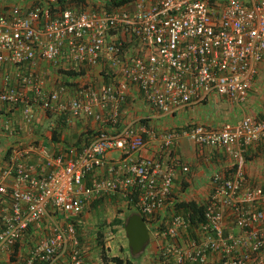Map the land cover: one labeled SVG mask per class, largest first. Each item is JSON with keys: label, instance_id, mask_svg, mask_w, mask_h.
<instances>
[{"label": "built area", "instance_id": "obj_1", "mask_svg": "<svg viewBox=\"0 0 264 264\" xmlns=\"http://www.w3.org/2000/svg\"><path fill=\"white\" fill-rule=\"evenodd\" d=\"M58 4L17 0L0 12V105L25 125L37 110L65 123L115 125L130 86L158 117L211 96L241 104L264 55V0H130L106 12ZM37 62L55 73L74 71L69 77L75 79L47 84L34 69ZM91 68L108 82L86 81ZM10 131L8 118L0 116V132ZM152 134L138 120L113 132L98 130L78 149L11 148L0 168V264H91L77 219L92 201L117 195L147 227L155 226L162 244L155 246L153 264H264V189H244L240 172L244 148L264 144V111L236 124L159 134V152L184 138L226 149L238 161L233 175L211 176L195 223L189 212L154 220L171 193L174 170L186 175L188 168L175 155L165 165L137 158ZM111 153L117 157L108 158Z\"/></svg>", "mask_w": 264, "mask_h": 264}, {"label": "crops", "instance_id": "obj_2", "mask_svg": "<svg viewBox=\"0 0 264 264\" xmlns=\"http://www.w3.org/2000/svg\"><path fill=\"white\" fill-rule=\"evenodd\" d=\"M1 1L12 4L17 0ZM239 1L245 4H252L259 0ZM36 66L37 68L35 67L34 69L41 71L45 75L47 84L60 80L62 82L70 81L68 75L61 72L55 73L44 63L37 62ZM263 69L264 55L256 67V73L252 80L250 90L243 103L233 104L224 98L211 96L199 103H192L180 112L167 117H158L153 110L143 103L136 90L130 86L127 91L126 100L118 110V119L115 125H110L106 122L102 123V121L96 123L91 119H78L70 123H65L62 117L57 118L45 114L41 110L36 111L34 121L31 124L25 125L17 113L0 105V116L8 118L11 128L10 132H0V168L5 164L9 153L6 154V152L9 148L11 149L15 146L26 147L34 143L40 145L45 152L53 154L65 147L82 146L83 142L77 144L76 140L80 135L88 131L95 132L104 129L107 132H113L123 124H129L139 120L141 123H145L153 134L151 137L146 138L143 147L135 154L137 158L156 159L165 165L169 158L175 155L181 165H186L188 168L186 175H182L178 168L174 170V184L171 193L163 208L154 215V220H157L159 223L168 218L167 216L172 212H175L173 209L175 202L194 201L200 203L203 201L209 192V181L212 175L218 174L228 177L233 175L238 168L236 164L238 161L231 158L226 149L202 147L184 138L175 141L174 145L167 151L159 152V134L166 130L181 129L193 125L220 127L224 123L236 124L244 115L256 118L260 117L264 111ZM94 77L96 81L93 79ZM103 77H105L103 71L99 68H91L85 80L100 84L104 83ZM100 115L104 120L108 116V111L103 110L100 112ZM52 132L58 135L56 137L58 142L52 141ZM116 157L117 155L113 156V153L108 155L110 159ZM31 159L32 157L30 156ZM240 161L243 167L241 169L242 187L244 189L252 187L264 189V144L255 143L246 146L241 153ZM100 172L95 173V179H98L99 174H102ZM88 181L90 182L91 180ZM101 199L103 198L94 201ZM122 200L125 204L126 199L122 197ZM125 206L130 212L135 213L131 207L128 205ZM84 226L82 222H77L76 231L80 236L82 233L83 235L85 234L83 230V228L85 229ZM154 228V225L147 227L149 240L150 238L153 239L154 245L151 246L153 252L156 244H162ZM83 245L85 250H87L88 246L85 242H83ZM86 254L91 264H93L92 252H87Z\"/></svg>", "mask_w": 264, "mask_h": 264}, {"label": "rangeland", "instance_id": "obj_3", "mask_svg": "<svg viewBox=\"0 0 264 264\" xmlns=\"http://www.w3.org/2000/svg\"><path fill=\"white\" fill-rule=\"evenodd\" d=\"M103 2L102 0H86L85 6L95 10L97 6H103ZM8 5L9 3L0 0V12ZM70 79L73 81L75 78ZM93 79L96 81L95 77ZM116 155L117 153H113V156ZM242 168L241 165L240 172ZM92 202L84 207L77 219L78 223L82 222L85 225V229L83 228L85 234L82 233L80 238L88 246L86 253L92 252V263L113 264L107 260L111 257H118L121 260H130L132 264H149L153 258V249L151 248L154 245L153 239L150 238L145 250L140 255L132 257L129 254L123 224L126 216L132 212L125 206L122 197L109 196ZM112 219H117L121 223L112 226L110 225ZM97 231L100 235L96 233ZM102 253L103 258H101Z\"/></svg>", "mask_w": 264, "mask_h": 264}, {"label": "trees", "instance_id": "obj_4", "mask_svg": "<svg viewBox=\"0 0 264 264\" xmlns=\"http://www.w3.org/2000/svg\"><path fill=\"white\" fill-rule=\"evenodd\" d=\"M130 0H107L106 2L103 3V7L102 10L104 12L111 10L113 7H117L121 4H124L126 2H129ZM59 7H62L63 5L66 6H75V7H79L82 8L81 5H85L86 0H58ZM63 74H66L68 76H73L76 75V73L74 71L72 72H62ZM103 81L104 83L108 82V78L107 77H103ZM60 118V117H57ZM184 128H188V127H184ZM98 133V131L92 132V131H88L82 135H80L77 140L76 143H82L83 145L88 143L92 138H94L96 136V134ZM58 135H56L55 132H52V141L54 142H58V139L56 138ZM81 147V146H80ZM80 147H74L76 149L80 148ZM10 149V148H9ZM9 149L7 150L6 154L9 152ZM66 149L63 148V150ZM60 150H58L56 153H58ZM96 174L92 173L89 174V176L87 177V180L85 181L86 183H89L88 180H95ZM173 209L175 211V213H190V220L191 222L195 223L196 221H200L201 218V213H202V206L198 205L196 202L194 201H187V202H183V201H179V202H175L173 205ZM143 218V221L145 222V218ZM121 222L117 219H112V221L110 222V225L114 226L115 224H120ZM113 231V229H112ZM98 235H100L99 231L96 232ZM101 258H103V253L101 254ZM107 261L113 263V264H132L130 260H121L118 257H111L109 258ZM149 264H153L152 261L149 262Z\"/></svg>", "mask_w": 264, "mask_h": 264}, {"label": "water", "instance_id": "obj_5", "mask_svg": "<svg viewBox=\"0 0 264 264\" xmlns=\"http://www.w3.org/2000/svg\"><path fill=\"white\" fill-rule=\"evenodd\" d=\"M123 232L130 256L140 255L148 243V232L142 218L136 213L126 216Z\"/></svg>", "mask_w": 264, "mask_h": 264}, {"label": "clouds", "instance_id": "obj_6", "mask_svg": "<svg viewBox=\"0 0 264 264\" xmlns=\"http://www.w3.org/2000/svg\"><path fill=\"white\" fill-rule=\"evenodd\" d=\"M135 213L136 214H138L136 211H135ZM139 215V214H138ZM140 216V215H139ZM141 217V216H140ZM142 218V217H141ZM142 220H143V218H142ZM144 222V221H143ZM144 224H145V227H146V229H147V226H146V223L144 222ZM148 242H149V235H148Z\"/></svg>", "mask_w": 264, "mask_h": 264}]
</instances>
